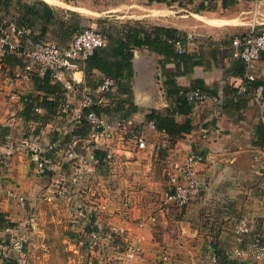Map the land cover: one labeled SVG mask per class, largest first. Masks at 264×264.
<instances>
[{"label": "crops", "instance_id": "1", "mask_svg": "<svg viewBox=\"0 0 264 264\" xmlns=\"http://www.w3.org/2000/svg\"><path fill=\"white\" fill-rule=\"evenodd\" d=\"M94 1L99 3L96 8L81 9L80 25L83 14L94 16L88 18L89 23L99 26L105 37L106 46L103 49L105 61L110 66L109 72L98 68L88 70L85 63L79 62L70 72L58 76L57 80L49 78L50 81L44 84L40 75L14 78V74L22 71L17 64H4L7 71H0V94L22 98L20 101L9 98L0 113V124L6 128L5 134L0 135V154L7 155L8 160V176L0 175V213L14 225L2 229L0 237L6 234V229L16 228L24 217L21 205L9 196L10 192L23 196L25 200L36 198V203L51 198L61 199L56 195L58 183L62 177L69 176L68 165L62 164L46 176L36 173L33 181L34 175L27 173L22 179L14 175L7 180L11 178L14 168H18L17 156L29 148L26 146L29 137L37 136L40 144L53 138L65 143L78 141L82 144L87 141L88 130L78 129L79 124L72 121L80 94L69 93L65 97L64 84L70 82L78 89L88 88L95 92L104 79L112 78L117 87L114 96L109 98V106L106 107L109 112L105 114L111 120L130 121L148 144L145 150H138L135 141H123L119 136L99 142L93 161L88 166L90 171L85 174L84 183L79 189V196L92 202L86 204L87 207L98 209V215L90 218L92 224L84 229L86 234L99 228L116 227L121 230L120 240L116 237L117 240L111 243L113 248L126 238L123 248L128 244H138L143 251L140 260L129 264H171L170 259L171 262L174 260V264H220L222 261L213 263L211 260L214 251L223 257L222 264L253 262L248 255L250 240L257 236L264 243V126L260 121L264 116V104L259 106L253 100L255 88L260 84L264 86V54L253 64L250 71L255 80L248 83L244 80L247 70L240 60L233 58L230 41L252 25H264V5H260L264 4V0H239L230 8H223L221 1L216 0L213 9L203 17L175 5L171 6L169 12L141 5L151 15L144 11L145 15H140V10L131 9V15L126 16L118 14L116 6L113 8L117 13L103 8L101 4L104 0ZM125 1L148 3L145 0ZM42 2L56 15L58 1ZM115 2L118 4L119 0ZM174 6L179 10L174 11ZM61 19L71 22L68 16ZM127 28L150 34V41L156 28L171 30L182 37L192 33L195 40H183L182 53H178L175 44L170 50L169 47L155 50L145 45L132 46L128 51L131 58L126 62L122 58L126 50L123 46L118 47L117 41L119 35L122 39L121 33ZM35 33L45 41L67 46L73 38L72 34L67 39L63 38L54 27L42 21L36 23ZM160 39L167 43L166 37L161 35ZM118 48L120 54H114ZM1 57L2 53L0 60ZM3 72H6L4 76ZM34 77L40 79L36 86ZM120 84L127 85L125 94H122ZM192 89L204 92L206 100L192 106L187 116H170L178 125L189 120L192 127L189 133L170 138L157 129L147 127V123L153 121L148 119L149 115L168 116L176 107L177 99L182 97L181 92ZM26 97L35 99L33 108L21 102ZM56 100L60 105L66 104L72 113L55 109L56 114H53L52 110L49 112L44 108L46 101ZM118 105L121 109L116 111ZM35 108L40 112L35 113ZM13 132H17L19 144L12 138ZM164 141L168 142L169 155L179 161L192 151L202 157L197 170L207 191L202 199L191 202L183 209H192L183 215V219L192 218L195 223L205 215L208 219L207 229L188 227L184 222H180L182 225L176 228H157L171 215L160 211L166 183L164 162L167 151L153 148V145ZM109 153L114 158L110 168L107 163ZM26 155L31 159V153L26 152ZM23 168L32 172L28 164H24ZM13 180L19 186L12 184ZM154 193L159 195L158 206L143 210L144 205H153L150 199ZM152 216H156L154 222L150 220ZM241 222L247 225L248 230L243 234L238 233ZM71 229H75L76 234L81 231L72 226ZM240 251L245 254L238 255Z\"/></svg>", "mask_w": 264, "mask_h": 264}, {"label": "built area", "instance_id": "2", "mask_svg": "<svg viewBox=\"0 0 264 264\" xmlns=\"http://www.w3.org/2000/svg\"><path fill=\"white\" fill-rule=\"evenodd\" d=\"M30 35L29 30H17L13 25L0 33V50L7 48L10 53H18L22 59L21 72L14 74V78L26 77L27 75H49L51 80H57L58 76L64 73L70 72L74 69L79 62H84L90 57L97 49L106 46V40L104 35L93 29L87 27L80 31L72 40V42L66 46L61 47L53 42H33L26 39L24 43L21 42L23 37ZM9 37L15 41L11 42ZM175 45L178 47V53H182V42H192L195 40V36L192 33L185 34L182 37L181 34L176 35ZM233 48V58L240 60L247 72L244 75V80L248 83L253 82L255 77L251 74V69L256 61H259L264 54V25H252L245 33L235 37L230 41ZM116 82L112 78H106L102 81L95 92L88 88L83 90L74 87L72 83H65L63 86L65 97L69 93L75 95L80 94L79 105L73 110V113L67 109V105H60L58 109H62V113H72V121L75 124H80L82 119V112L84 109H90L91 107L106 108L109 106V98H112L116 91ZM181 96L190 104H201L207 96L199 89L188 90L181 92ZM10 99L20 101L22 98L17 95H10ZM254 102L261 106L264 104V86L259 85L255 88L253 93ZM23 104L26 101H21ZM35 113H39L40 109H34ZM88 129L87 141L85 143L70 142L63 143L62 140L43 141L38 143V137L31 135L27 147L31 148L33 152L34 170L40 176L53 172L58 166L62 164L68 165V177L60 180L58 183L57 194L61 200H63L69 206L71 226L73 228L81 229L79 234L86 233L84 230L89 227L92 222L90 218L92 215H98V209L96 207H87L86 204H92L91 201H85L79 196V189L84 183L85 174L90 171L89 165L93 161V154L98 150L99 142L109 137H121L125 139L135 141L136 148L138 150H145L147 147L146 140L138 134L131 122L125 119H109L105 112L96 114L93 111H89L83 118ZM264 126V116L260 119ZM149 129L155 130V121H149L147 123ZM27 143V141H26ZM30 145V146H29ZM36 148V149H35ZM156 150L165 149L167 151V157L164 162V174L166 177V183L163 189V198L160 211L165 215H168L172 209H185L191 202L202 199L203 195L207 191V186L202 181L199 171L197 170V164L202 161V157L196 152L192 151L185 156L182 161L173 158L169 152L168 142L164 141L162 144L153 145ZM57 160H61L57 161ZM114 160L113 155L107 154L108 167ZM59 163V164H58ZM61 163V164H60ZM3 171V162L0 160V173ZM10 197H13L17 203L24 206L26 200L23 196H16L10 192ZM152 222L156 220V216H152L150 219ZM18 230V229H17ZM16 229H6L5 233H15ZM247 225L241 222L238 233H246ZM122 231L116 227L109 229L99 228L97 230H91L87 234V238L91 240L87 241L83 247L88 249L92 253L98 255H108L112 251L117 250L113 248L111 243L116 236L121 235ZM4 236V235H3ZM115 236V237H114ZM3 240L0 237V251H2ZM122 253L128 261L133 259H139L142 251L138 244L130 245ZM3 255V252H0ZM238 255L245 254L244 252H238ZM248 255L253 259V262L246 264H264V243L261 238L253 237L250 240V252ZM136 259V260H137ZM5 261L8 259H4ZM3 260V261H4ZM211 260L215 263L214 255L211 256ZM135 261V260H133ZM127 262V261H126ZM112 263H117L112 261ZM124 264V263H119ZM129 264V262H127ZM199 264V263H198Z\"/></svg>", "mask_w": 264, "mask_h": 264}, {"label": "rangeland", "instance_id": "3", "mask_svg": "<svg viewBox=\"0 0 264 264\" xmlns=\"http://www.w3.org/2000/svg\"><path fill=\"white\" fill-rule=\"evenodd\" d=\"M25 2L32 3L35 0H22ZM42 1V0H38ZM58 1L56 8V15L58 17H67L71 21H80V13L81 9L84 11V9L96 8V6L99 5L97 1L94 0H56ZM116 0H104L101 4L103 8L105 9H111V11H114L116 6V9L119 10L118 14L122 15H131V9H138L140 10V15L146 14L151 15V13H147V10L144 6H149L153 8H161L166 11H171V7L167 9V6L164 4L156 5V4H148V3H141L136 4L134 1H125V0H119V3L115 2ZM121 1V3H120ZM139 6H136V5ZM141 5H144L143 7ZM260 5H264L263 3ZM174 11H178L179 8H175ZM186 12H192V7H186L184 11ZM144 11V12H143ZM115 12V11H114ZM184 12L185 14H187ZM117 13V12H115ZM156 12H153L155 14ZM181 14L183 12H180ZM183 13V14H184ZM208 11H204L202 13H199L198 16L202 15L206 16ZM72 14L75 15V17H72ZM133 14V13H132ZM194 14V13H193ZM94 16L89 15L88 13L83 14L82 16V26L85 27H92L93 29H96L97 31L101 32L100 27L92 25V23H89L88 18H91ZM204 18H202L203 20ZM9 40L11 42H14L15 40L11 37H9ZM62 47V46H61ZM0 50V55H1ZM0 71H7L6 69H3V67L0 64ZM6 72H3V76ZM10 96V95H9ZM8 94H0V113L4 109L5 101L9 99ZM1 123V119H0ZM0 127L1 124H0ZM11 134V132H9ZM16 136V137H15ZM18 134L17 132L12 133V138L14 141L17 140V143L19 144L18 140ZM8 141V140H6ZM26 147V146H24ZM36 149V148H35ZM20 155L17 156L16 161L18 162V168H14V171L11 172V178H6L7 180H11L14 175H19L20 179H22L24 174L34 175V178L31 180L36 179V171L34 170V160H33V152L31 148H26V152L31 153L30 156L31 159L28 158L25 151ZM7 155L0 154V160L3 162V171L0 173V175L7 177L8 175V160L6 159ZM13 163L15 164V159L13 160ZM24 164L30 165V171H25L23 168ZM15 165V167L17 166ZM11 168V166H9ZM13 169V168H12ZM7 175V176H6ZM1 176V177H2ZM12 184L16 183L14 180L11 182ZM17 185V184H15ZM19 186V185H17ZM36 197V195L34 196ZM59 199V198H58ZM46 199L45 201H42L41 203H36V198L34 200H26L24 206H21L23 209L24 217L19 221V224L14 229H18L13 234L8 233L4 234V236H1V239L3 240L2 243V251L3 255L0 254V264L3 263L4 259H9L16 261L21 264H119L124 263L127 264V262L131 263L132 261H128V259L125 258L124 253L125 249L127 247H122L123 244L126 242V238L122 239L124 241H119V236H116L117 239H119V243L117 242V250L112 251V253L108 255H98L97 253H92L88 249H84L83 247L87 241L91 240L90 237L87 238V234H76L75 229H71V218H70V212H69V206L63 202L61 199ZM151 202L153 205L146 204L143 207L144 209L151 210L152 207L156 208L158 204H156L159 200L158 194H152L151 196ZM156 204V205H155ZM146 206V207H145ZM192 209H188L183 211V209H172L170 211L167 221L164 222L162 226L160 224L157 226V228H176L178 226H181L180 222H184L186 226L188 227H203L208 228V219L207 216L203 215L201 218H199L198 221H195L192 218H185L183 219V215H186ZM184 220V221H182ZM162 222V221H161ZM114 238L113 240H117ZM124 251V253H122ZM142 251V249H141ZM143 252V251H142ZM126 255V253H125ZM137 260H140L137 259ZM112 261H116L117 263H112ZM127 261V262H126ZM170 263L174 264V260L170 259Z\"/></svg>", "mask_w": 264, "mask_h": 264}, {"label": "trees", "instance_id": "4", "mask_svg": "<svg viewBox=\"0 0 264 264\" xmlns=\"http://www.w3.org/2000/svg\"><path fill=\"white\" fill-rule=\"evenodd\" d=\"M148 3H156V4H164L167 7H171L173 5L180 7V8H186V7H192L194 13H200L204 11H211L213 9V4L216 0H145ZM223 8H230L235 6V4L239 0H220ZM243 1H252V0H243ZM254 1V0H253ZM261 1V0H258ZM75 17L74 14H72V17ZM38 21H42L47 26H52L54 29L58 31L60 35H62L63 38H68L70 34L73 35V38L83 29L87 27H83L80 25V21H71L66 22L61 17H58L57 15L53 14V11L42 1L35 0L32 3L26 2L24 3L22 0H0V33L5 32L10 25H13L15 29L17 30H29L30 35L28 37H23L21 42L24 43L26 39H29L33 42L40 41V42H48L44 39H41L39 35H36L35 33V26ZM96 30V29H95ZM44 32V30H42ZM102 33V32H101ZM154 38L150 41L149 37L150 34H147L144 31L135 29V28H127L121 33L119 40L117 41V46L124 48L126 50V53L122 54L123 61H128L131 58V53H129V49L132 46L140 47V46H147L152 47L155 50H160L163 47H169V50L173 46V44L176 41V33L163 28H156L154 29ZM164 36L166 37V42L161 41L160 37ZM65 36V37H64ZM72 38V40H73ZM71 40V42H72ZM70 42V43H71ZM56 43V42H55ZM58 46L66 47L67 45H62L59 43H56ZM104 48V47H103ZM103 48L97 49L93 52V54L87 58L83 63L86 64V68L90 70L91 68H98L103 71L109 72L110 66L108 67L107 62L105 61V50ZM166 50V49H165ZM129 51V52H128ZM114 54H120L119 48L114 51ZM0 63L6 66H13L14 64L18 67H22V59L19 56L18 53H10L8 52V49L5 47L2 51V57L0 60ZM242 64V62H241ZM243 65V64H242ZM3 69H5L3 67ZM86 70V69H85ZM84 70V71H85ZM87 71V70H86ZM44 84H47L50 79L49 75L45 74L42 78H40ZM40 79H36V77L33 78L34 85L36 86L37 83L40 81ZM260 83H258L259 85ZM261 85V84H260ZM125 87H127L126 84H120V90L122 91V94H125ZM193 90V89H192ZM188 91V90H185ZM183 91V92H185ZM121 95V94H120ZM123 96V95H122ZM26 101L25 105L29 108H33L35 99L26 97L24 99ZM60 106V103H57V100L55 102H49L46 101V105H43L46 110H49V112L52 110L53 114H56V110ZM192 106L194 104L188 103L184 97H180L176 101V107L169 113L168 116H162V115H156L152 113L148 116V119H151L155 121L156 123V129L159 132H163L166 135H168L170 138H179L182 136V134L189 133L192 129L190 121L186 120L182 125H178L173 118H171V115H188L191 111ZM109 108H101V107H91L90 109H84L82 112V119L80 121L78 129H84L87 131L89 128L87 127L84 117L89 111H93L96 114H100L101 112L108 113ZM121 107L118 105L116 107V111L120 110ZM6 132V128L0 127V135H4ZM56 139H51V141H54ZM63 142V141H62ZM65 143V142H63ZM96 156L97 153H96ZM101 160V158H99ZM47 174H45L46 176ZM14 225L10 223L9 220L6 219L5 215L0 213V231L4 228H12ZM215 257V263H218L219 261L223 262V257H221V254L219 252L214 251L213 252ZM222 262L220 264H222ZM4 264H19L16 261L13 260H4Z\"/></svg>", "mask_w": 264, "mask_h": 264}]
</instances>
